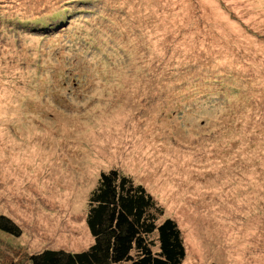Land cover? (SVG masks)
Returning <instances> with one entry per match:
<instances>
[{
  "label": "rangeland",
  "instance_id": "1",
  "mask_svg": "<svg viewBox=\"0 0 264 264\" xmlns=\"http://www.w3.org/2000/svg\"><path fill=\"white\" fill-rule=\"evenodd\" d=\"M64 2L0 0V264L87 248L108 168L175 220L179 264H264V0Z\"/></svg>",
  "mask_w": 264,
  "mask_h": 264
},
{
  "label": "trees",
  "instance_id": "2",
  "mask_svg": "<svg viewBox=\"0 0 264 264\" xmlns=\"http://www.w3.org/2000/svg\"><path fill=\"white\" fill-rule=\"evenodd\" d=\"M66 1L60 5V11H53L59 13L58 22L65 21L61 9L66 8ZM34 20L48 24L44 15ZM87 206L86 224L93 240L87 248L75 251L42 248L30 253L31 264H179L182 261L185 248L179 226L168 216L159 220L162 206L130 175L114 168L102 170L89 192ZM0 227L18 232L14 222L1 213Z\"/></svg>",
  "mask_w": 264,
  "mask_h": 264
}]
</instances>
